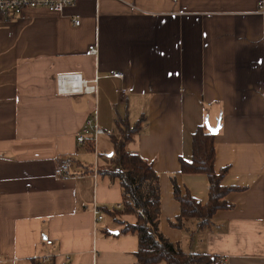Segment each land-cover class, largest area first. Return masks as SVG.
Listing matches in <instances>:
<instances>
[{
	"label": "crops",
	"instance_id": "0c3cea01",
	"mask_svg": "<svg viewBox=\"0 0 264 264\" xmlns=\"http://www.w3.org/2000/svg\"><path fill=\"white\" fill-rule=\"evenodd\" d=\"M78 73L99 78L96 92L59 94L56 77ZM94 114L106 135L93 149L77 137ZM142 116L127 148L159 174L163 235L185 253L264 264V0H79L61 15L0 17V264L137 263L139 239L106 211L123 203L120 182L102 169L116 121ZM219 120L215 169L240 190L209 227L177 229L173 180L203 204L210 195L208 178L181 174L180 159L191 161L197 128Z\"/></svg>",
	"mask_w": 264,
	"mask_h": 264
},
{
	"label": "trees",
	"instance_id": "16d2710c",
	"mask_svg": "<svg viewBox=\"0 0 264 264\" xmlns=\"http://www.w3.org/2000/svg\"><path fill=\"white\" fill-rule=\"evenodd\" d=\"M118 132L111 134L113 155L108 158V168L102 174L111 180L120 182L123 196L121 208L107 211L117 225L120 233L134 234L139 239V248L135 253L136 264H225L219 256L206 253L184 252L180 244H176L161 232V202L159 174L153 163L128 150L146 125V116H142L135 125L125 118L117 120ZM193 155L191 161L180 159L181 174L205 175L209 180V201L203 204L188 190H182L176 179L173 181V194L179 203L181 213L173 226L183 230L186 222L197 221L198 229L209 227L214 215L219 211H229L233 205L226 198L233 191L240 189L226 187L223 180L228 170L217 172L215 169L216 149L215 135L208 133L206 126H200L192 137ZM126 216L135 217V222L124 221ZM106 236L115 233L103 229ZM34 264L42 262L34 261Z\"/></svg>",
	"mask_w": 264,
	"mask_h": 264
},
{
	"label": "built area",
	"instance_id": "2783aa9c",
	"mask_svg": "<svg viewBox=\"0 0 264 264\" xmlns=\"http://www.w3.org/2000/svg\"><path fill=\"white\" fill-rule=\"evenodd\" d=\"M79 0H0V17L5 21H12L21 16L26 10L44 9L52 13L60 14L67 9L76 7ZM90 1V0H89ZM98 1V0H91ZM75 25H80L81 21L76 17ZM98 49L90 48V54L96 55ZM114 78L122 79L123 74L113 73ZM58 93L63 94H93L96 92V84L99 78L93 82L83 79L81 74H63L56 77ZM120 92H124L122 89ZM86 125L83 127L81 133L77 137L79 145H88L93 148L97 145L101 136L106 135V132L100 127L98 123V115L94 114L86 120ZM57 175L66 177L70 174L71 163L67 160L60 161L57 164ZM117 208H121L118 206ZM94 215L98 221L103 219V211L97 206L94 210ZM48 245H53V242L47 241ZM224 261L223 259H221Z\"/></svg>",
	"mask_w": 264,
	"mask_h": 264
},
{
	"label": "water",
	"instance_id": "95a60500",
	"mask_svg": "<svg viewBox=\"0 0 264 264\" xmlns=\"http://www.w3.org/2000/svg\"><path fill=\"white\" fill-rule=\"evenodd\" d=\"M205 126H206V129H207V131H208L209 134H211V135H212V134H213V135H217V133H218V132L220 131V129H221V120L218 121L217 126H212V127H211L209 121H207V122L205 123ZM111 155H113V154H111ZM115 234L118 235L119 232L116 231Z\"/></svg>",
	"mask_w": 264,
	"mask_h": 264
},
{
	"label": "rangeland",
	"instance_id": "374dc122",
	"mask_svg": "<svg viewBox=\"0 0 264 264\" xmlns=\"http://www.w3.org/2000/svg\"><path fill=\"white\" fill-rule=\"evenodd\" d=\"M107 138V137H106ZM108 139V138H107ZM108 165H109V162H108ZM105 168H108V166H106Z\"/></svg>",
	"mask_w": 264,
	"mask_h": 264
}]
</instances>
